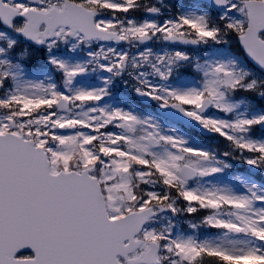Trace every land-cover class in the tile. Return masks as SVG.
<instances>
[{
    "label": "snow or ice",
    "instance_id": "obj_1",
    "mask_svg": "<svg viewBox=\"0 0 264 264\" xmlns=\"http://www.w3.org/2000/svg\"><path fill=\"white\" fill-rule=\"evenodd\" d=\"M0 264H264V0H0Z\"/></svg>",
    "mask_w": 264,
    "mask_h": 264
}]
</instances>
